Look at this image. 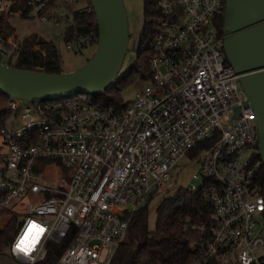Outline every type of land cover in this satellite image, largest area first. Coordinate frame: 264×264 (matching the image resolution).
Returning <instances> with one entry per match:
<instances>
[{"label": "built area", "instance_id": "1", "mask_svg": "<svg viewBox=\"0 0 264 264\" xmlns=\"http://www.w3.org/2000/svg\"><path fill=\"white\" fill-rule=\"evenodd\" d=\"M16 2L0 0V13L23 16ZM158 4L152 74L125 105L80 95L9 99L11 115L0 128V252L41 264L50 243L64 242L54 264H113L136 209L169 184L180 159L206 144L193 175L201 183L188 188L212 210L208 220L191 224L203 238L190 242L187 264H264L259 126L218 27L227 0ZM47 6L48 0H29L28 15L57 24L67 15L61 6L41 11ZM21 50L14 34L0 35L1 61ZM10 223L13 235L2 248ZM26 236L27 253L17 248Z\"/></svg>", "mask_w": 264, "mask_h": 264}, {"label": "trees", "instance_id": "2", "mask_svg": "<svg viewBox=\"0 0 264 264\" xmlns=\"http://www.w3.org/2000/svg\"><path fill=\"white\" fill-rule=\"evenodd\" d=\"M29 0H17L14 9L22 8L23 16L28 15L27 2ZM92 5L91 0H87ZM72 3H58L57 0H48V6L41 11H52L66 7L70 11L65 16L68 24L64 32L67 43H74L80 47L88 45L83 38L91 33V44H97L99 31L95 11H87L84 7L71 8ZM145 21L137 45L136 59L130 68L120 73L106 90L98 94H80L81 97L90 98L103 105H125L122 96L123 88L134 78L141 77L148 80L152 74L151 67V41L157 30L160 9L158 0H144ZM225 15L218 18V27L224 33ZM15 35V27L10 19L0 13V35L7 37ZM22 50L16 59L8 61L9 64L50 72L63 71L62 54L55 40L48 39L37 32L25 35L20 40ZM79 95L69 96L76 98ZM11 96L0 90V128L11 115V110L6 107ZM66 97H60L63 99ZM46 101V100H44ZM191 150L188 155L197 157L203 146ZM256 158L261 159L259 152ZM255 181L258 183L259 194L264 195V163L262 162ZM151 199V198H150ZM149 200L141 205L133 214L129 232L124 241L119 245L113 259L114 264H187L193 253L189 249L190 242L203 238L191 224L209 219L212 210L211 203L202 196L200 191H193L188 187H180L174 194L166 196L157 207V220L154 230L149 228ZM14 230V223H10L5 231L1 247H5L10 241ZM65 243L49 244V254L41 264H54Z\"/></svg>", "mask_w": 264, "mask_h": 264}, {"label": "water", "instance_id": "3", "mask_svg": "<svg viewBox=\"0 0 264 264\" xmlns=\"http://www.w3.org/2000/svg\"><path fill=\"white\" fill-rule=\"evenodd\" d=\"M99 37L94 53L78 68L50 72L15 66L0 60V90L30 101L98 94L121 72L131 32L124 0H91ZM224 49L239 74L247 99L257 113L259 153L264 163V0H227ZM239 106L236 107L238 113Z\"/></svg>", "mask_w": 264, "mask_h": 264}, {"label": "rangeland", "instance_id": "4", "mask_svg": "<svg viewBox=\"0 0 264 264\" xmlns=\"http://www.w3.org/2000/svg\"><path fill=\"white\" fill-rule=\"evenodd\" d=\"M84 1L85 0L74 1L71 5V8L83 6L85 4ZM124 2L128 12L130 30L131 32L136 31L137 39L130 40L129 50L126 54L123 67L120 72L121 74L126 72L136 59L137 45L145 21L144 0H124ZM69 11V9L63 8V13L67 14ZM9 19L15 27V36L18 41L22 40L25 35H28L32 32H37L48 39L55 40L62 54V68L64 71L74 70L84 64L94 53L96 48V44H91L89 42L88 45L84 47H80L74 43H67L64 38V32L68 24L65 17L61 19L59 24L53 21H43L39 17L32 19L16 14L11 15ZM0 59L4 60L5 58L0 56ZM147 81L148 80L141 77L134 78L132 81H130L122 90L124 101L134 99L138 91H140L146 85ZM201 160L202 156L191 157L186 155L173 166L172 180L164 187L163 190L157 194H154L150 199L149 228L151 230H154L156 227L157 207L166 196L174 194L180 187H190L192 184L197 186L200 185L201 178H197L193 175L199 170ZM53 173L54 170L49 169V174ZM8 257H10L8 253L0 256V264H11ZM17 263L19 262L17 261L14 264Z\"/></svg>", "mask_w": 264, "mask_h": 264}, {"label": "snow or ice", "instance_id": "5", "mask_svg": "<svg viewBox=\"0 0 264 264\" xmlns=\"http://www.w3.org/2000/svg\"><path fill=\"white\" fill-rule=\"evenodd\" d=\"M29 231L31 232V228H30ZM40 231L42 232L43 229H40ZM17 248H18L20 251L25 252V253L31 251V246H30L29 243H28V238H27V236L25 237V239L21 240L20 243L17 244Z\"/></svg>", "mask_w": 264, "mask_h": 264}, {"label": "crops", "instance_id": "6", "mask_svg": "<svg viewBox=\"0 0 264 264\" xmlns=\"http://www.w3.org/2000/svg\"><path fill=\"white\" fill-rule=\"evenodd\" d=\"M85 2V4L83 5V6H78V8H81V7H84V6H86L87 5V0H85L84 1ZM74 9V8H73ZM5 253H8V255L10 256V257H8L9 259H10V263L11 264H14L15 262H19V263H21V264H25L24 262H22L21 260H19L17 257H15L14 255H12L11 253H9L8 251H3V252H0V256H3ZM13 260V261H12ZM19 263H17V264H19Z\"/></svg>", "mask_w": 264, "mask_h": 264}, {"label": "bare ground", "instance_id": "7", "mask_svg": "<svg viewBox=\"0 0 264 264\" xmlns=\"http://www.w3.org/2000/svg\"><path fill=\"white\" fill-rule=\"evenodd\" d=\"M67 97H69V96H67Z\"/></svg>", "mask_w": 264, "mask_h": 264}]
</instances>
